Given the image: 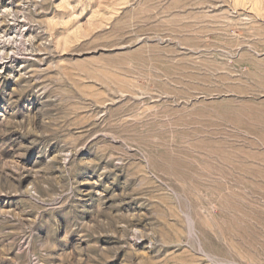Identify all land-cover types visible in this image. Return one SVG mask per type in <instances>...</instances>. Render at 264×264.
Masks as SVG:
<instances>
[{"label": "rangeland", "instance_id": "rangeland-1", "mask_svg": "<svg viewBox=\"0 0 264 264\" xmlns=\"http://www.w3.org/2000/svg\"><path fill=\"white\" fill-rule=\"evenodd\" d=\"M0 54V264H264V0H0Z\"/></svg>", "mask_w": 264, "mask_h": 264}, {"label": "bare ground", "instance_id": "bare-ground-1", "mask_svg": "<svg viewBox=\"0 0 264 264\" xmlns=\"http://www.w3.org/2000/svg\"><path fill=\"white\" fill-rule=\"evenodd\" d=\"M16 14V13H15ZM23 34V33H22ZM23 37V36H22ZM4 54V53H3ZM0 55H2V54H0ZM3 58H4V56H3ZM2 59V58H1ZM3 60V59H2ZM194 222V221H193ZM191 229L194 231V233H195V224L194 223H191Z\"/></svg>", "mask_w": 264, "mask_h": 264}]
</instances>
